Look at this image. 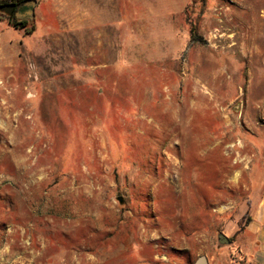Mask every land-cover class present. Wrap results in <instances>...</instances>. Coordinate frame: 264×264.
<instances>
[{"label": "rangeland", "instance_id": "rangeland-1", "mask_svg": "<svg viewBox=\"0 0 264 264\" xmlns=\"http://www.w3.org/2000/svg\"><path fill=\"white\" fill-rule=\"evenodd\" d=\"M28 22L0 59V264H260L264 0H37Z\"/></svg>", "mask_w": 264, "mask_h": 264}, {"label": "crops", "instance_id": "crops-1", "mask_svg": "<svg viewBox=\"0 0 264 264\" xmlns=\"http://www.w3.org/2000/svg\"><path fill=\"white\" fill-rule=\"evenodd\" d=\"M81 1L89 3L90 0ZM21 39L20 31L10 25L7 17L0 14V59L8 49L19 51L22 46ZM250 171L255 172L256 169ZM256 186L259 187L261 184L257 183ZM251 206L252 213L250 220L245 224L244 234L253 240L250 253H254L259 263L264 264V197L257 202L252 201Z\"/></svg>", "mask_w": 264, "mask_h": 264}, {"label": "water", "instance_id": "water-1", "mask_svg": "<svg viewBox=\"0 0 264 264\" xmlns=\"http://www.w3.org/2000/svg\"><path fill=\"white\" fill-rule=\"evenodd\" d=\"M37 5V0H30L23 4L19 11L16 13V16L19 20L26 19L28 21H31L35 18V7ZM8 14L11 15L14 12V9L16 7L15 4H9L8 6ZM3 6L0 7V10H2ZM27 14V15H26ZM122 200L121 198L119 199ZM221 243H231V241L226 238L224 235H221L220 238ZM194 264H208L207 259L205 256L200 257Z\"/></svg>", "mask_w": 264, "mask_h": 264}, {"label": "flooded vegetation", "instance_id": "flooded-vegetation-1", "mask_svg": "<svg viewBox=\"0 0 264 264\" xmlns=\"http://www.w3.org/2000/svg\"><path fill=\"white\" fill-rule=\"evenodd\" d=\"M25 3H26V2H25ZM25 3H23V4H25ZM9 4H15V5H16V7H15V9H14V12H13L11 15L8 14L9 9H8L7 6H8ZM23 4H20V3H19V0H9V1L3 3V4L0 6V7L3 6L2 10H0V14L3 15V16H5V17H7V18H9V19H11V21H18V22H20V21H27V22H28V20H26V19L19 20V19L17 18V16H16V13L19 11L20 7H21Z\"/></svg>", "mask_w": 264, "mask_h": 264}, {"label": "trees", "instance_id": "trees-1", "mask_svg": "<svg viewBox=\"0 0 264 264\" xmlns=\"http://www.w3.org/2000/svg\"><path fill=\"white\" fill-rule=\"evenodd\" d=\"M7 1H9V0H0V6H1L3 3L7 2ZM28 1H30V0H19V3H20V4H23V3L28 2ZM10 24H11L15 29H18V30L26 29V31H28V30H27V25L29 24V22H27V21H20V22H18V21H11ZM28 33H29V32H28Z\"/></svg>", "mask_w": 264, "mask_h": 264}]
</instances>
